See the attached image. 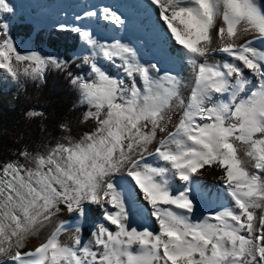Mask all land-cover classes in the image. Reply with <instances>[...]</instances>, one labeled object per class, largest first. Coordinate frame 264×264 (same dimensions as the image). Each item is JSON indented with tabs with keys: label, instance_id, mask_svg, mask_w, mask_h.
I'll use <instances>...</instances> for the list:
<instances>
[{
	"label": "snow or ice",
	"instance_id": "1",
	"mask_svg": "<svg viewBox=\"0 0 264 264\" xmlns=\"http://www.w3.org/2000/svg\"><path fill=\"white\" fill-rule=\"evenodd\" d=\"M150 2L194 68L189 96L181 95L177 76L154 75L158 66L142 64L130 44L101 43L91 31L73 29L92 49L93 78L72 83L88 105L84 121L97 126L46 153L25 150L23 163L0 165V264H264V48L256 46L264 43V3ZM12 11L0 0V12ZM101 11L104 20L124 24L115 11ZM247 33L254 38L237 43ZM220 53L231 61L211 59ZM97 57L119 60L129 83L110 75ZM49 66L65 67L54 57L21 53L10 38L0 40V69L13 79L42 78ZM175 110H182L179 122L168 131ZM158 131L166 135L158 139ZM206 166L223 171L219 179L231 202L195 219L192 185ZM125 177L147 202L158 231L132 226ZM86 204L99 205L113 227L100 224L87 242L77 227L69 244L60 239L61 222L34 251H21L63 210L83 220Z\"/></svg>",
	"mask_w": 264,
	"mask_h": 264
},
{
	"label": "trees",
	"instance_id": "2",
	"mask_svg": "<svg viewBox=\"0 0 264 264\" xmlns=\"http://www.w3.org/2000/svg\"><path fill=\"white\" fill-rule=\"evenodd\" d=\"M8 37L30 40L35 52L54 57L65 67L49 66L38 79L23 75L13 79L0 69V165L13 160L23 163L21 152L46 153L57 142L79 139L97 126L92 119L84 121L88 105L82 102L80 89L72 83L77 76L93 78L91 56L77 54L85 43L80 35L69 28L48 27L42 21L39 25L15 23L7 35L0 24V40ZM108 67L129 83L121 69L112 64Z\"/></svg>",
	"mask_w": 264,
	"mask_h": 264
},
{
	"label": "bare ground",
	"instance_id": "3",
	"mask_svg": "<svg viewBox=\"0 0 264 264\" xmlns=\"http://www.w3.org/2000/svg\"><path fill=\"white\" fill-rule=\"evenodd\" d=\"M68 0H52L48 3L47 0H39L43 5L48 4L50 6H57L59 2L65 3ZM94 2H102L103 5L107 6L108 9L115 11L124 20V24L121 28L127 29L129 27L138 28L136 23L137 20L143 22V25L148 27L151 32L155 35L158 40L160 48L166 52H170V59L168 60V72L177 76L181 80V95L187 99L190 94L193 82H194V68L187 58V53H184L181 47L174 42L169 31L167 30L166 24L161 20L159 15V10L156 5H153L150 0H95ZM264 3V0L261 1ZM84 5V3H82ZM137 6V10L135 9ZM95 11V10H94ZM97 13V11H95ZM91 22H94L96 17H90ZM114 22H109V28H115ZM222 21H218V27L221 26ZM120 28V29H121ZM251 34V35H250ZM254 33L243 34L237 41L239 44H243L247 38L254 36ZM260 43L257 41L256 46ZM219 47L218 42L214 45ZM215 62H222L224 60L231 61L230 57L224 54H213L212 58ZM247 74V70H245ZM165 73V74H166ZM182 110H175L171 117V122L168 123V131H174L176 124L179 122L180 114ZM166 133H160L158 131L157 138H162ZM157 144L150 146L151 151H154ZM149 162L155 163L151 157H149ZM163 163V162H160ZM223 174L221 169L216 167H205L202 169L195 177L196 183L192 185L191 197L196 205L195 212L192 214L195 219H200L204 216H208L217 211L225 205L231 202V198L228 195L226 186L219 177ZM124 187L128 191V207L129 210L132 209L135 213L136 219L144 227L151 231H158V224L155 219L150 215V209L147 202L143 200L140 191L134 187V182L130 178L125 177L122 181ZM175 183L178 187L183 185V181H180L177 177ZM181 211V210H177ZM63 222L66 226V231H64L60 239L65 243H72L73 236L75 235V229L73 224L78 223L80 229V236L83 242H87L93 239L92 234L96 232L97 227L100 224H104L107 227L111 226L105 219L103 211L99 214L95 212H89L87 210V204L85 205V217L81 220L76 213H69L66 209L58 213L52 221L44 227L37 235L31 237L26 242V248L22 249V252L34 251L42 243L46 241L50 233L54 230L57 223ZM140 229V228H138ZM68 236V239L66 238Z\"/></svg>",
	"mask_w": 264,
	"mask_h": 264
},
{
	"label": "rangeland",
	"instance_id": "4",
	"mask_svg": "<svg viewBox=\"0 0 264 264\" xmlns=\"http://www.w3.org/2000/svg\"><path fill=\"white\" fill-rule=\"evenodd\" d=\"M94 1L95 0H68L65 3L59 2L57 6L53 7L48 4L43 5L39 2V0H7L9 5L13 8V11L11 13L0 12L1 28L8 35L10 27L15 23L25 22L39 25L42 21L48 27L55 25L63 28H69L71 30L75 28L89 30L101 43L121 41L123 43L130 44L136 49L137 55L142 64H156L158 66L160 71L159 73H154V75L163 76L166 72H168V60L171 57L170 52H166L160 48L157 38L148 27L143 25L142 21H136L138 28L129 27L127 29H123L121 28V25L114 24L115 28L112 30L109 28L110 21L102 18L101 10L108 7L103 5L102 2ZM47 2L51 3L52 0H47ZM82 3H84V5ZM135 9L137 10V6ZM94 10L97 11V18L94 19L95 23H92L90 17H85V13ZM78 17L80 19H77ZM4 24L8 25L7 29L3 28ZM253 38L254 36H251L247 38V40ZM11 40L21 53L29 54L31 52H35L31 41L28 39L24 41ZM258 42L260 43L259 46L264 48V43L260 41ZM38 53L42 56L45 55V53ZM79 53L88 54L92 57V49L86 43L83 44V47L77 54ZM97 62L110 75L115 77L118 76L112 73L108 67L109 64H112L114 67L122 70L119 60L113 63L103 59L102 57H97ZM3 71L6 72L5 70ZM122 74L124 75L123 70ZM246 75H249V73L247 72ZM149 150L151 151V148ZM206 167L210 168L208 166ZM87 210L90 213L95 212L96 214H99L102 209L97 204H87ZM130 220L132 226L140 229L144 228L136 219L135 213L132 209H130ZM59 224L60 222L57 223L56 226ZM78 226V223L73 224V228H77ZM66 238L68 239V236ZM25 248L26 246L23 249Z\"/></svg>",
	"mask_w": 264,
	"mask_h": 264
}]
</instances>
